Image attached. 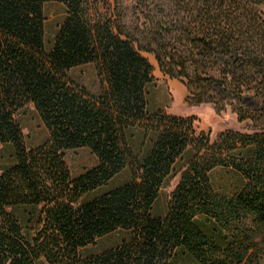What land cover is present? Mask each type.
I'll return each instance as SVG.
<instances>
[{"label":"trees","instance_id":"16d2710c","mask_svg":"<svg viewBox=\"0 0 264 264\" xmlns=\"http://www.w3.org/2000/svg\"><path fill=\"white\" fill-rule=\"evenodd\" d=\"M49 3L66 17L48 49ZM145 53L184 82L191 105L264 119L243 103L264 102V0H0V145L14 150L0 173V264H262L264 128L212 140L196 116L152 111ZM89 64L97 94L70 77ZM30 105L48 132L32 148L17 119ZM135 129L151 138L146 153L131 145ZM82 148L98 164L73 177L65 153ZM219 168L243 178L235 194L216 191ZM126 170L127 182L86 198ZM118 231L128 234L120 244L84 254Z\"/></svg>","mask_w":264,"mask_h":264},{"label":"rangeland","instance_id":"374dc122","mask_svg":"<svg viewBox=\"0 0 264 264\" xmlns=\"http://www.w3.org/2000/svg\"><path fill=\"white\" fill-rule=\"evenodd\" d=\"M45 15L47 18L45 27V38L47 48H51L60 25L66 17V7L59 3H49L45 6ZM155 65V82L149 87L150 108L152 111L165 109L169 114L176 116H196L197 130L204 131L211 135L215 140L217 135L225 131H239L243 133H255L264 128V119L258 121L240 122L238 114L231 107L219 112L212 104H203L199 106L191 105L187 100L189 92L181 80H173L166 77L159 69L155 57L150 54H144ZM70 77L78 84L87 87L92 93L97 94L100 91V82L96 67L93 64L85 65L73 69ZM243 103L246 108L255 110L258 107L264 110V102L257 101L252 97H245ZM261 113L264 114V111ZM264 116V115H263ZM17 119L21 124L26 144L29 148L42 144L48 138V132L42 123L38 113L33 105L28 106L21 111ZM261 119V120H260ZM131 145L140 153H146L151 146V138L142 130L135 129L131 132ZM14 150L10 145H0V173L7 168L13 161ZM66 162L70 168L73 177H77L98 164L97 157L88 148L71 150L65 153ZM184 165L179 164L178 169ZM181 174L177 172L171 176L161 190L160 197L155 205L156 215H165L171 193L177 186ZM130 179L129 170L124 171L115 178L107 187L102 188L86 198L91 199L105 191L118 187ZM212 181L216 191L224 195H233L243 186L244 180L236 172L230 169L219 168L212 174ZM128 234L124 231H118L97 241L96 244L88 247L84 254H98L111 247L120 244ZM42 264H47L43 262ZM183 264H194L193 262ZM262 264H264V259Z\"/></svg>","mask_w":264,"mask_h":264}]
</instances>
